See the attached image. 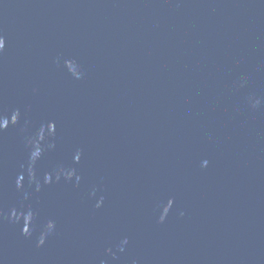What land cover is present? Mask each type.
<instances>
[{
	"label": "water",
	"instance_id": "95a60500",
	"mask_svg": "<svg viewBox=\"0 0 264 264\" xmlns=\"http://www.w3.org/2000/svg\"><path fill=\"white\" fill-rule=\"evenodd\" d=\"M0 264H264V0H0Z\"/></svg>",
	"mask_w": 264,
	"mask_h": 264
}]
</instances>
